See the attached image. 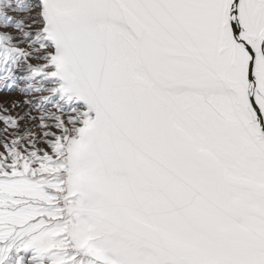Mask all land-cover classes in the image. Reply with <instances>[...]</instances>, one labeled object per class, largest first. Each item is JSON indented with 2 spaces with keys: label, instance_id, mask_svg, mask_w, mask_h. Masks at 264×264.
Segmentation results:
<instances>
[{
  "label": "snow or ice",
  "instance_id": "6c2138e0",
  "mask_svg": "<svg viewBox=\"0 0 264 264\" xmlns=\"http://www.w3.org/2000/svg\"><path fill=\"white\" fill-rule=\"evenodd\" d=\"M0 264H264V0H0Z\"/></svg>",
  "mask_w": 264,
  "mask_h": 264
},
{
  "label": "rangeland",
  "instance_id": "374dc122",
  "mask_svg": "<svg viewBox=\"0 0 264 264\" xmlns=\"http://www.w3.org/2000/svg\"><path fill=\"white\" fill-rule=\"evenodd\" d=\"M3 98H7V97H3Z\"/></svg>",
  "mask_w": 264,
  "mask_h": 264
}]
</instances>
